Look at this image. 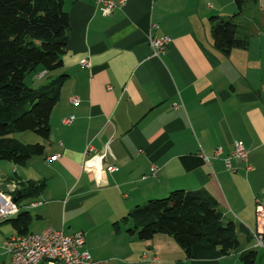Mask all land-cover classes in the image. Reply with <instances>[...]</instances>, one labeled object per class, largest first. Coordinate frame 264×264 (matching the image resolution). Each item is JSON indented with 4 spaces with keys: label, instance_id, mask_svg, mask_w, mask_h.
Wrapping results in <instances>:
<instances>
[{
    "label": "crops",
    "instance_id": "0c3cea01",
    "mask_svg": "<svg viewBox=\"0 0 264 264\" xmlns=\"http://www.w3.org/2000/svg\"><path fill=\"white\" fill-rule=\"evenodd\" d=\"M65 8L71 26L63 65L36 70L49 82L68 74L50 138L20 135L43 143L44 153L25 165L0 162V190L13 197L15 184L18 190L29 180L45 183L19 202L31 215L27 231L83 230L85 248L105 264H241L243 251L259 249L250 229L258 206L264 208V0H249L236 17L237 35L249 45L229 54L214 45L211 17L234 15L235 0H126L109 15L97 0H65ZM152 22L159 24L156 35L171 37L162 57L149 44ZM30 86L37 88L33 78ZM236 140L248 160L233 158L231 170L226 158ZM89 144L92 154L110 150L99 175L85 166ZM109 163L117 169L109 171ZM181 188L218 199L236 222L239 248L188 258L168 234L142 240L128 233V223L114 224L137 204ZM17 232L11 221L0 223V264H11L3 242ZM261 249L256 264H264Z\"/></svg>",
    "mask_w": 264,
    "mask_h": 264
},
{
    "label": "trees",
    "instance_id": "16d2710c",
    "mask_svg": "<svg viewBox=\"0 0 264 264\" xmlns=\"http://www.w3.org/2000/svg\"><path fill=\"white\" fill-rule=\"evenodd\" d=\"M235 1L238 11L234 15L211 17L214 45L225 54L249 45L247 38L237 35L235 20L249 0ZM70 26L65 0H0V160L25 165L33 156L44 153L43 143H28L14 134L31 131L50 138V117L68 74L39 88L28 85L25 79L39 66L53 70L63 65ZM44 184L26 181L18 189L22 196L17 203L37 196ZM30 219L28 211H20L8 220L18 232L25 233ZM121 222L129 224V234L142 240L157 234L174 237L188 258H219L240 247L236 222L224 214L218 199L205 189L181 188L151 198L114 224L120 227ZM257 258L255 248L241 253L242 264H256Z\"/></svg>",
    "mask_w": 264,
    "mask_h": 264
},
{
    "label": "built area",
    "instance_id": "2783aa9c",
    "mask_svg": "<svg viewBox=\"0 0 264 264\" xmlns=\"http://www.w3.org/2000/svg\"><path fill=\"white\" fill-rule=\"evenodd\" d=\"M101 5V9L105 15L112 14L114 10L123 5L126 0H97ZM159 28L157 22H152L149 32V44L153 54L162 57L167 52L168 44L171 37L168 35H156L155 31ZM82 64L90 67L89 59L84 58ZM43 74L39 75L41 78ZM73 102L78 104L79 98L74 97ZM74 116L64 119L65 123H71ZM92 145L87 146L86 153L90 156L85 161V166L89 170L94 171L97 175L100 174L103 167V159L109 154L110 150L107 147L102 153L92 154ZM218 153L221 150L217 151ZM54 155L51 158L56 159ZM236 158L239 161L248 160V149L242 140H236L231 154L226 158V166L235 170L232 159ZM109 171L116 170L114 164H107ZM251 167L248 166L247 169ZM146 177V176H144ZM17 191L16 184L14 185ZM35 205L36 202L31 203ZM20 212L19 204L14 201L13 194L6 193L0 190V223L12 217H16ZM256 248H264V208H257V224L255 228H251ZM86 233L80 230L73 234H68L64 230H56L48 228L43 232H25L14 233L3 242V248L11 254V264H40L43 261L50 263L62 264H105L106 261L99 260L93 257L91 252L85 248ZM155 258V257H154ZM156 259V258H155Z\"/></svg>",
    "mask_w": 264,
    "mask_h": 264
},
{
    "label": "rangeland",
    "instance_id": "374dc122",
    "mask_svg": "<svg viewBox=\"0 0 264 264\" xmlns=\"http://www.w3.org/2000/svg\"><path fill=\"white\" fill-rule=\"evenodd\" d=\"M36 72L37 71H33V72H30V73H28L27 75H26V79H25V81H26V83L28 84V85H30V83H31V79L33 78L34 79V81L36 82V87L37 88H39V86L40 85H42V84H47L49 81V78H39V74L37 75L36 74ZM35 76V77H34ZM23 133H25V132H16L14 135H16L18 138H20V135L21 134H23ZM30 134H34L35 136H37L36 134L37 133H31V131H30ZM30 143H32V142H30ZM0 162H8V160H0ZM168 195V194H167ZM164 197V196H163ZM21 202H26V201H21ZM241 237H242V235H241ZM260 252L263 250V249H261V248H259L258 249ZM242 264V263H241ZM257 264H259V263H257Z\"/></svg>",
    "mask_w": 264,
    "mask_h": 264
},
{
    "label": "water",
    "instance_id": "95a60500",
    "mask_svg": "<svg viewBox=\"0 0 264 264\" xmlns=\"http://www.w3.org/2000/svg\"><path fill=\"white\" fill-rule=\"evenodd\" d=\"M21 196H22L21 190H17L16 192H14V197H13L14 201L17 202L18 199L21 198Z\"/></svg>",
    "mask_w": 264,
    "mask_h": 264
}]
</instances>
